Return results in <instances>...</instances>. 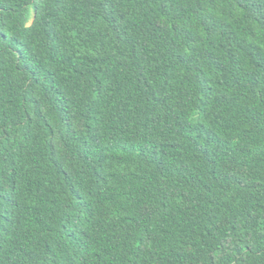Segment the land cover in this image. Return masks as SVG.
I'll return each mask as SVG.
<instances>
[{
  "label": "trees",
  "instance_id": "trees-1",
  "mask_svg": "<svg viewBox=\"0 0 264 264\" xmlns=\"http://www.w3.org/2000/svg\"><path fill=\"white\" fill-rule=\"evenodd\" d=\"M0 264H264V0H0Z\"/></svg>",
  "mask_w": 264,
  "mask_h": 264
}]
</instances>
